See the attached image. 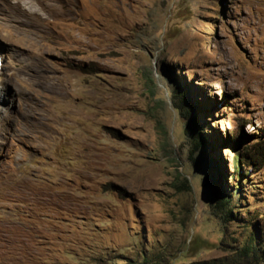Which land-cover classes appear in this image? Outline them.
I'll list each match as a JSON object with an SVG mask.
<instances>
[{"label": "rangeland", "instance_id": "1", "mask_svg": "<svg viewBox=\"0 0 264 264\" xmlns=\"http://www.w3.org/2000/svg\"><path fill=\"white\" fill-rule=\"evenodd\" d=\"M20 1L40 18L0 0V264H264L260 0Z\"/></svg>", "mask_w": 264, "mask_h": 264}, {"label": "trees", "instance_id": "2", "mask_svg": "<svg viewBox=\"0 0 264 264\" xmlns=\"http://www.w3.org/2000/svg\"><path fill=\"white\" fill-rule=\"evenodd\" d=\"M191 98L189 97V94L186 93V95H182V97L180 99L177 100L176 102V109H178L180 111V114L183 115L184 113L183 108L187 107V112L185 115V117H187L190 120H195L196 125L191 126L190 124L187 125L185 133H186V137L188 138V140L190 139V141L194 144L195 147H198L199 149H201L202 152H204L203 156L205 158H208L205 156L206 154V145L204 144L205 139L203 138V134L200 130V124L199 121L196 117V109H191V102H190ZM205 148V149H204ZM207 156H209L208 152H207ZM237 163L239 165V167L241 168V161L240 159H237ZM222 194L219 195H213L215 196L216 204H217V209H225V208H229L231 203H230V197H227L228 200L225 201L221 198ZM232 211L230 210V213ZM243 256H240L239 258H242Z\"/></svg>", "mask_w": 264, "mask_h": 264}, {"label": "bare ground", "instance_id": "3", "mask_svg": "<svg viewBox=\"0 0 264 264\" xmlns=\"http://www.w3.org/2000/svg\"><path fill=\"white\" fill-rule=\"evenodd\" d=\"M8 6L5 9V11L11 16L13 20L18 21L21 25L23 26H29L33 25V23H37L36 21L40 18L37 14L34 12H29L27 8L23 5V3L20 0H6ZM259 3H262L260 5L261 10L263 11L264 9V0H260ZM252 7V6H251ZM4 10V9H3ZM1 11V10H0ZM1 13V12H0ZM10 18V17H9ZM264 19V18H263ZM41 21V20H40ZM43 22V21H42ZM40 23V22H39ZM38 23V24H39ZM42 25V24H41ZM40 25V26H41ZM36 26V25H35ZM34 27V26H32ZM35 28V27H34ZM42 29V27H40ZM23 30V29H22ZM27 30V29H26ZM38 30V29H37ZM31 31V30H30ZM33 31V30H32ZM26 34H33L30 33L28 30L25 31ZM27 39V38H26ZM35 45V43H34ZM71 46V45H70ZM74 46V45H73ZM35 47V46H34ZM3 52L4 49L1 51L0 49V58H1V63H2V68L0 72V79L2 77L1 73L3 71ZM75 52V51H74Z\"/></svg>", "mask_w": 264, "mask_h": 264}, {"label": "clouds", "instance_id": "4", "mask_svg": "<svg viewBox=\"0 0 264 264\" xmlns=\"http://www.w3.org/2000/svg\"><path fill=\"white\" fill-rule=\"evenodd\" d=\"M1 68H2V63H1V58H0V72H1Z\"/></svg>", "mask_w": 264, "mask_h": 264}, {"label": "water", "instance_id": "5", "mask_svg": "<svg viewBox=\"0 0 264 264\" xmlns=\"http://www.w3.org/2000/svg\"><path fill=\"white\" fill-rule=\"evenodd\" d=\"M0 49H1V51L3 50V46H2V44H1V42H0Z\"/></svg>", "mask_w": 264, "mask_h": 264}]
</instances>
